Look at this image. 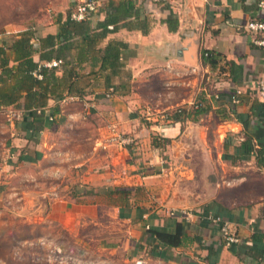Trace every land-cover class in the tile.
<instances>
[{"label": "crops", "instance_id": "1", "mask_svg": "<svg viewBox=\"0 0 264 264\" xmlns=\"http://www.w3.org/2000/svg\"><path fill=\"white\" fill-rule=\"evenodd\" d=\"M69 1L47 24L0 35L10 66L14 44L30 37L39 82L0 110L7 165L37 170L48 218L123 261L264 264V31L246 29L264 22V0H131L138 17L107 26L123 0ZM87 1L83 34L59 40L60 23ZM113 42L126 45L115 48L116 70L104 66ZM4 78L0 90L16 81ZM200 101L197 119H172ZM111 126L131 142H113ZM178 224V246L153 233Z\"/></svg>", "mask_w": 264, "mask_h": 264}, {"label": "rangeland", "instance_id": "2", "mask_svg": "<svg viewBox=\"0 0 264 264\" xmlns=\"http://www.w3.org/2000/svg\"><path fill=\"white\" fill-rule=\"evenodd\" d=\"M71 2L0 0V35L47 24L60 10L72 7ZM3 129L0 118V264H134L103 248L100 239L86 237L82 231L72 235L48 218L49 194L45 197L47 189L37 186L38 171L7 165L10 149Z\"/></svg>", "mask_w": 264, "mask_h": 264}, {"label": "trees", "instance_id": "3", "mask_svg": "<svg viewBox=\"0 0 264 264\" xmlns=\"http://www.w3.org/2000/svg\"><path fill=\"white\" fill-rule=\"evenodd\" d=\"M113 10L108 11V16L106 20V26L121 19H125L131 14H135L138 17L137 9L135 4L131 0H123L117 7H113ZM89 10V14H90ZM88 14V16H89ZM87 20V19H86ZM86 20L76 22L69 18L64 23H60V33L59 40L69 41L76 34H83L86 26ZM56 36L48 35L42 41L45 45L51 46L55 44ZM30 37H22L17 43L13 46V51L15 53L16 61L18 62L17 66H10V59L6 57V51L4 48H0V68L2 73L0 75V82L5 81V76L7 78L15 77V83L7 88L0 90V110L5 106H10L16 104L22 95L23 91H29L35 84L39 82L32 77V72L37 69V64L30 58L33 45L30 43ZM66 48L67 45L65 44ZM117 50L119 47L126 48L125 44L122 43H111L108 47L109 52L106 54L107 57L104 58V66L116 70L120 66L119 63V54H115V48ZM112 57V58H111ZM212 65H215V62L212 58H207ZM48 71L43 68L42 73L46 76ZM35 96V95H34ZM199 107L193 110L179 109L176 113L172 115L173 120H179L182 118H191L197 119L199 116L206 113L205 106L203 101H200ZM182 232V227L180 224L176 226L175 231L166 232L154 230L153 233L156 235L157 239L164 244L170 246H178L180 244V236Z\"/></svg>", "mask_w": 264, "mask_h": 264}, {"label": "built area", "instance_id": "4", "mask_svg": "<svg viewBox=\"0 0 264 264\" xmlns=\"http://www.w3.org/2000/svg\"><path fill=\"white\" fill-rule=\"evenodd\" d=\"M169 0H143L144 5L147 6H154V7H159V6H164L168 3ZM259 6L264 8V1H261L259 3ZM95 7V3L92 1H87L84 4L80 5L77 7L76 11L72 14V19L76 21H84L88 18L89 10H93ZM246 29L251 32V33H257L264 31V22H249L247 24ZM258 44L264 45V41H257ZM208 56V54H205ZM62 64V61H54L52 63L48 64V67L54 68L58 67ZM114 90L111 89L110 92L106 94L107 99H111L113 96ZM259 94L260 96L264 97V79L259 81ZM200 105H197L196 107L198 108ZM14 117H20L19 115H14ZM165 118V117H163ZM111 132H112V137L111 140L119 145H124L128 144L131 141L127 138H124L117 130V127L111 126ZM224 235L226 239L229 242H237L238 239L235 238L234 236L230 235L229 230L227 226L223 228Z\"/></svg>", "mask_w": 264, "mask_h": 264}]
</instances>
